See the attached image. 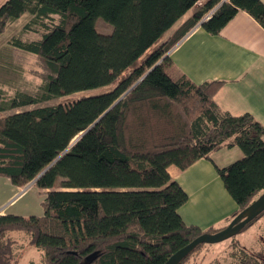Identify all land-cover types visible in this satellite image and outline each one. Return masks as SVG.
I'll return each instance as SVG.
<instances>
[{"label": "trees", "instance_id": "trees-1", "mask_svg": "<svg viewBox=\"0 0 264 264\" xmlns=\"http://www.w3.org/2000/svg\"><path fill=\"white\" fill-rule=\"evenodd\" d=\"M189 10L168 40L135 65ZM238 10L264 29L262 0L0 5V33L27 15L22 30L36 37L14 36L11 45L36 58L40 79L33 92L5 96L0 86V112L116 82L87 98L0 116V176L16 188L44 189L42 215L0 214V264L18 262L13 237L20 233L40 253L28 264H164L196 236L219 230L184 222L178 209L188 195L168 167L183 170L221 148L242 154L224 166L214 163L237 206L231 218L264 192V125L249 112L219 109L213 97L221 80L195 83L167 72L171 49L202 19L201 27L215 35ZM98 20L111 30L99 31ZM237 258L238 264H264L260 253L243 249Z\"/></svg>", "mask_w": 264, "mask_h": 264}, {"label": "crops", "instance_id": "crops-1", "mask_svg": "<svg viewBox=\"0 0 264 264\" xmlns=\"http://www.w3.org/2000/svg\"><path fill=\"white\" fill-rule=\"evenodd\" d=\"M168 68L178 75H187L195 83L221 80L222 85L213 97L220 110L232 114L249 112L261 123L264 29L247 12L238 10L215 35L201 26L192 29L171 49ZM241 155L235 147L221 148L211 152L212 160L201 158L183 170L174 165L168 167L170 176L188 195L186 203L178 209L186 224L202 229H221L228 224L237 206L224 188L214 163L224 166ZM3 213L6 212L0 211Z\"/></svg>", "mask_w": 264, "mask_h": 264}, {"label": "rangeland", "instance_id": "rangeland-1", "mask_svg": "<svg viewBox=\"0 0 264 264\" xmlns=\"http://www.w3.org/2000/svg\"><path fill=\"white\" fill-rule=\"evenodd\" d=\"M4 1L5 0H0V5ZM190 11L191 10H189L184 17L179 19L172 29L165 33L161 39L142 55L135 65L140 64L153 48L157 47L164 40H168V36L172 33L173 29L183 21ZM203 17H205V15ZM26 18L27 15H23L14 20L0 33V86L4 88L5 96H10L15 90L19 89L33 92L40 83V79L35 72V70L37 72L39 71L36 58L31 56L28 52L21 51L11 45V39L14 36L20 37L24 40H30L36 37L34 32H25L22 30ZM96 27L101 32H109L111 30V27L102 20L96 22ZM167 72L172 77L178 75L177 71L173 69L167 68ZM127 73L128 71L124 74ZM115 84L116 82L94 90L76 92L41 104L14 108L10 111L0 112V116L39 105H50L58 102H69L87 98L112 89ZM260 109H262L263 113L260 117L262 123V121L264 122V106L261 104ZM239 113L240 112H238V114ZM8 195L10 196L8 197ZM43 196L44 189H41L36 185L31 184L28 187L17 190L8 178L0 176V211L2 212L15 213L24 216L42 215ZM232 218H230V220ZM12 234H17V232H12ZM13 238L16 240L14 247L19 257L16 264H28L30 260H33L35 263L38 262L40 257L39 251L28 245L27 239L23 234H17ZM241 249L250 254L260 253L264 258V215L252 223L248 228L231 238L217 243L202 244L187 257L183 264H238L239 259L237 258V253L241 251Z\"/></svg>", "mask_w": 264, "mask_h": 264}, {"label": "water", "instance_id": "water-1", "mask_svg": "<svg viewBox=\"0 0 264 264\" xmlns=\"http://www.w3.org/2000/svg\"><path fill=\"white\" fill-rule=\"evenodd\" d=\"M205 19H202L198 25H202ZM197 25V26H198ZM149 71V70H148ZM147 72L144 74V76ZM142 76L140 80L144 77ZM135 85V84H134ZM131 89V88H130ZM31 181L28 185L33 183ZM264 211V192L240 210L230 222L223 228L211 232L202 233L195 238H193L186 245L171 254L164 264H179L187 254H189L193 249H195L200 244L207 243H217L228 238H231L238 234L249 222L254 220L259 214Z\"/></svg>", "mask_w": 264, "mask_h": 264}, {"label": "built area", "instance_id": "built-area-1", "mask_svg": "<svg viewBox=\"0 0 264 264\" xmlns=\"http://www.w3.org/2000/svg\"><path fill=\"white\" fill-rule=\"evenodd\" d=\"M207 16V15H206Z\"/></svg>", "mask_w": 264, "mask_h": 264}]
</instances>
